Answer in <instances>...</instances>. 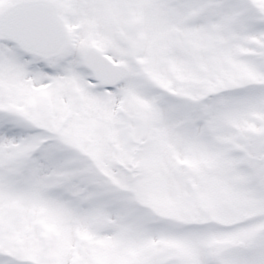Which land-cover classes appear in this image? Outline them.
Instances as JSON below:
<instances>
[{
  "label": "snow or ice",
  "instance_id": "obj_1",
  "mask_svg": "<svg viewBox=\"0 0 264 264\" xmlns=\"http://www.w3.org/2000/svg\"><path fill=\"white\" fill-rule=\"evenodd\" d=\"M0 264H264V0H0Z\"/></svg>",
  "mask_w": 264,
  "mask_h": 264
}]
</instances>
